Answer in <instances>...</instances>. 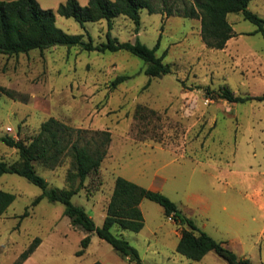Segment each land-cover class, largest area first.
<instances>
[{"label": "rangeland", "instance_id": "rangeland-1", "mask_svg": "<svg viewBox=\"0 0 264 264\" xmlns=\"http://www.w3.org/2000/svg\"><path fill=\"white\" fill-rule=\"evenodd\" d=\"M159 4L160 0H153ZM182 9L187 0H168ZM248 9L264 18V0ZM140 26L119 15L110 33L119 41L138 38L171 73L145 74L144 61L125 50L86 51L79 46H53L17 55L0 54V137L28 144L50 117L73 129L80 144L91 149L108 132L110 141L99 168L88 174L71 201L81 205L100 227L117 176L159 190L176 203L199 229L221 241L250 264H264V100L228 102L213 96L227 88L235 95L264 93V36L241 13H230L233 37L224 48L207 47L200 20L140 12ZM55 24L68 34H81L96 45L107 39V20L80 24L56 14ZM117 75L128 79L114 88ZM213 92V93H212ZM0 160H18V151L0 140ZM49 187L78 186L71 156L53 166L34 162ZM0 189L15 195L0 217V264H12L36 237L41 245L34 264H134L111 245L71 223L64 206L43 198L26 178L5 173ZM28 216H20L25 210ZM144 226L139 232L112 227L111 232L134 246L143 264H228L213 251L200 261L176 251L182 224L166 217L163 208L143 199Z\"/></svg>", "mask_w": 264, "mask_h": 264}, {"label": "trees", "instance_id": "trees-1", "mask_svg": "<svg viewBox=\"0 0 264 264\" xmlns=\"http://www.w3.org/2000/svg\"><path fill=\"white\" fill-rule=\"evenodd\" d=\"M250 1L187 0L182 9L176 10L168 0H160L159 4H155L153 0H88L85 5H81L77 0H65L55 10L41 8L37 0L0 1V54L11 56L28 53L34 49L42 51L58 45H65L68 48L79 46L82 50L99 52L125 50L144 61V72L147 76L162 77L171 73V67L163 62V55H156L158 44L150 48L138 38L133 42L119 41L110 33L115 17L123 15L131 19L135 24L136 32L140 26L142 9H147L151 14L162 13L165 17L173 15L199 19L203 43L209 48L222 49L234 35L232 25L227 20L230 13H241L245 20L257 26L256 32L264 36V18L248 9ZM56 14L73 18L80 24L87 21L107 20L106 41L95 45L91 39L85 41L81 34L64 32L55 24ZM126 79H128L127 75H117L111 81L110 87L114 88ZM0 94L12 97V93L2 86H0ZM212 95L233 103L253 99L264 100V93L258 96H239L227 88ZM83 132L85 131L73 129L50 117L41 123L38 134L28 144L10 136L0 137L7 146L14 147L18 151L16 162L8 164L0 160V177L5 173L17 174L38 186L42 192L33 200L32 206L37 205L43 198L51 202H59L64 206V214L70 218L71 223L86 232L80 241V249L76 251L77 256L84 253L90 243V234L95 233L122 257H127L134 264H143L138 250L124 238L113 234L111 228L116 226L139 232L144 226L140 203L143 199H148L159 204L166 217L183 225L175 248L181 255L200 261L209 251H213L228 264H250L249 259L239 257L221 241L199 229L194 221L184 215L176 203L164 193L145 188L121 176L115 178L103 223L100 227L96 226L85 208L74 204L71 199L83 185L88 174L99 168L107 152L106 147L110 137L108 132H100L104 137L91 149L88 144H80L79 136L75 139L72 137L74 133L80 135ZM66 153L73 160L76 177L79 180L78 186L73 189L49 187L45 178L36 172L34 162L40 161L46 166H53ZM14 199V194L0 189V217ZM26 216H28L27 209L20 217ZM40 243L39 237L34 238L12 264H22Z\"/></svg>", "mask_w": 264, "mask_h": 264}, {"label": "crops", "instance_id": "crops-1", "mask_svg": "<svg viewBox=\"0 0 264 264\" xmlns=\"http://www.w3.org/2000/svg\"><path fill=\"white\" fill-rule=\"evenodd\" d=\"M0 1H11V0H0ZM40 7L44 9H53L55 10L60 3H63L65 0H37ZM81 5H85L88 0H77ZM264 229V226H263ZM180 237V236H179ZM41 243L35 249V251L22 263V264H34V254L36 250L39 248Z\"/></svg>", "mask_w": 264, "mask_h": 264}]
</instances>
